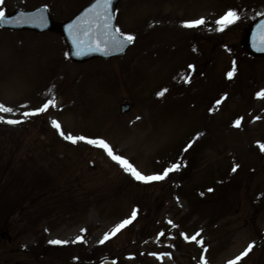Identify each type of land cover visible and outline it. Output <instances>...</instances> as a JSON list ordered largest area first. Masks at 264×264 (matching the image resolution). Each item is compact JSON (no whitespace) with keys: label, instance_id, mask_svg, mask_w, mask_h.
<instances>
[{"label":"rangeland","instance_id":"rangeland-1","mask_svg":"<svg viewBox=\"0 0 264 264\" xmlns=\"http://www.w3.org/2000/svg\"><path fill=\"white\" fill-rule=\"evenodd\" d=\"M91 1L4 0L0 11L46 5L63 22ZM229 11L240 19L221 31L215 22ZM263 13L264 0H126L116 28L134 45L85 64L71 61L57 34L0 29V104L14 110L0 118L22 121L0 122V229L13 222L24 249L15 257L48 264L55 245L75 264L91 251L116 264H230L252 245L238 264H264V58L242 45ZM51 98L55 106L24 115ZM87 139H103L143 175L181 167L144 183ZM134 211L131 225L101 243ZM197 233L203 247L191 240Z\"/></svg>","mask_w":264,"mask_h":264},{"label":"snow or ice","instance_id":"snow-or-ice-1","mask_svg":"<svg viewBox=\"0 0 264 264\" xmlns=\"http://www.w3.org/2000/svg\"><path fill=\"white\" fill-rule=\"evenodd\" d=\"M4 4V0H0V5ZM113 0H96L95 5L89 9L88 13L86 14L85 20L86 25L84 27H81L80 25L84 22H78L76 25H69V34L72 35L73 38V44L77 47V52L79 54L80 50L87 46L89 48H93L95 50L101 49V35L105 37L103 40L104 44V53L105 55L108 54V47L111 45L114 48H117L119 50H123V48L127 44H131L135 41V36L132 34H124L121 33L119 29H114L113 31H109L110 28H112V25L110 23L111 20V9H112ZM91 17L90 19L88 17ZM240 19L239 15L235 11H229L227 12L223 17H221L219 20H217L215 23L220 25V30L223 31L224 28L228 25L236 23ZM7 22L6 13L4 11H0V25ZM205 24V21L203 19L194 20L190 22H186L184 24V27L186 28H196L199 26H202ZM262 28H264V25H262ZM117 36L120 37V39H117ZM261 43L264 45V36L261 38ZM260 50H264V47H261ZM234 72V69H233ZM233 72H229L228 76L229 78L232 77ZM164 91H167L166 89ZM164 92L162 91L159 93V95H163ZM258 97L264 98V91H261L257 94ZM49 105L55 106V99L51 98L47 101V103L43 104L42 107L38 108L36 111H26L24 112V115L26 117L34 116L37 114H40L42 112H45ZM14 110L11 107H6L3 104H0V112L3 113H12ZM0 122L8 123V124H18L22 121L19 120H3L0 118ZM53 126L60 130V124L56 121H53ZM240 120H237L235 123L236 127H240ZM60 135L63 136L66 140L71 141L73 144L77 143L78 140H85V137H74L71 134L65 135L63 131H60ZM86 142L90 145L99 147L103 149L109 157L113 161H115L117 164H119L126 172H129L136 180L144 182V183H151L153 181H160L167 177V175L175 170H178L181 167V164L174 163L171 167L166 168L163 170L162 174L159 175H143L140 171H138L132 163H130L127 159H125L123 156L119 154H115L113 149L110 147V145L104 141L103 139H87ZM191 147V144H188V146L184 149V151H187L188 148ZM260 148L262 151H264V145H260ZM239 167V165H234L232 171H236V169ZM136 217V212L134 211L132 213L131 219L124 220L120 225H118L112 233L106 235L104 237V240L101 241V243H104V241L111 238V236L115 235L119 231H121L125 226L132 223V220H134ZM163 235V233H161ZM199 233L191 237L192 241H196L198 244L203 247V241L197 240V236ZM185 239H189L188 236H185ZM50 243L54 244H61L65 243L59 240L50 241ZM252 245L249 246V248L240 256L237 257L235 261H231L230 264H238V261L243 258V256H246L249 251H251ZM204 252H207V248H204ZM162 258V257H161ZM202 259V264H208V261Z\"/></svg>","mask_w":264,"mask_h":264},{"label":"water","instance_id":"water-1","mask_svg":"<svg viewBox=\"0 0 264 264\" xmlns=\"http://www.w3.org/2000/svg\"><path fill=\"white\" fill-rule=\"evenodd\" d=\"M118 1L119 0H113L112 9H111V20H110V23L112 25V28L109 29L110 32L113 31V12L115 10V6L118 3ZM46 19H47L48 23L45 22L43 19L40 20L41 22H38V21L35 22L34 20H31V21L28 22V21H25L22 18H20V19H18L19 22L17 23V28H26V27H28V26H25V22H26V23H30V24L34 25L35 27L52 29V25L50 24V20L48 19V17H46ZM5 25H15V23L12 22V21H10L9 19H7V22L5 23ZM73 25H76V23H74ZM85 25H86V23L84 22L80 26L81 27H84ZM260 25H262L261 22H259L257 24V27H259ZM262 36H263V33L261 31H258L257 32V40H256L255 44H252V43L250 45L248 44V47H249V49H250V51L252 53L258 54V53L264 52V50H260L261 47H264V45H262V43H261ZM100 38H101V44H103V41L102 40H104L105 37L103 35H101ZM91 49L92 50H95L93 48H91ZM101 49H103L102 45H101ZM111 50L112 51H115V53H119V52H122L123 51V50H119L117 48L113 49V47L111 45H109L107 51L110 52ZM90 57H85L84 59H88Z\"/></svg>","mask_w":264,"mask_h":264},{"label":"bare ground","instance_id":"bare-ground-1","mask_svg":"<svg viewBox=\"0 0 264 264\" xmlns=\"http://www.w3.org/2000/svg\"><path fill=\"white\" fill-rule=\"evenodd\" d=\"M32 95H33V93L31 94V93H29V95L27 96L28 97V99L26 98V100L24 99V105L25 106H29V105H31V103H32Z\"/></svg>","mask_w":264,"mask_h":264}]
</instances>
